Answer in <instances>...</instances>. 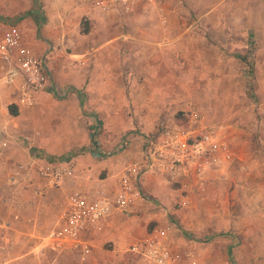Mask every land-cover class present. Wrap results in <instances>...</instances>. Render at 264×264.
I'll list each match as a JSON object with an SVG mask.
<instances>
[{
    "label": "rangeland",
    "instance_id": "obj_1",
    "mask_svg": "<svg viewBox=\"0 0 264 264\" xmlns=\"http://www.w3.org/2000/svg\"><path fill=\"white\" fill-rule=\"evenodd\" d=\"M78 1L0 0V33L14 21L27 42H46L35 52L48 56L55 89L43 92L33 107H19L18 116L3 112L0 126L11 129L12 141L22 142L29 155L65 158L76 152L98 160L96 149L122 150L127 138H135L139 122L131 120L133 105H109L107 98L129 99V66H140L134 64L137 36L156 34L154 56L146 64L154 67L152 73L156 68L157 78L165 71L184 93L180 104L167 105L168 116L146 122L155 123V132L142 134L140 149L147 134L158 137L163 127L187 126L183 113L196 108L219 128L231 158L202 172L192 165L176 171L158 163L145 173L138 188L149 210L123 213L120 219V225L134 224L143 234L95 242L93 250L107 261L98 262L143 264L128 250L130 244L164 227L172 251L191 255L197 264L217 259L264 264V0H108L104 10L95 0H82L100 12L95 21L86 15L88 7L77 11ZM60 13L65 20L56 24ZM88 25L89 33H83ZM68 87L82 90L84 101L76 91L57 95ZM138 161L140 156L127 166ZM94 229L104 234L103 228ZM48 230L40 225L14 243L12 234L7 244L0 239V255L11 264H78L74 253L46 245Z\"/></svg>",
    "mask_w": 264,
    "mask_h": 264
},
{
    "label": "built area",
    "instance_id": "obj_2",
    "mask_svg": "<svg viewBox=\"0 0 264 264\" xmlns=\"http://www.w3.org/2000/svg\"><path fill=\"white\" fill-rule=\"evenodd\" d=\"M154 1V0H152ZM101 9H107L108 0H95ZM24 32L17 23H11L0 36V60L3 83L16 87L18 107L30 108L37 102V94L51 88L47 68L48 56H37L24 43ZM187 126L163 127L159 136H143L140 161L123 170L118 191L113 197L93 196L82 191H72L60 220L44 236L46 245L59 252L74 253L78 264H99L93 258V244L87 235L99 227L115 212H131L142 199L138 188L142 176L153 170L158 163L178 171L192 165L202 172L207 165L231 158L225 143L219 140V128L207 122L199 109L186 110ZM77 162L73 155L65 158H50L33 155L27 163L16 164L14 179L32 187V198L43 197L49 188L60 187L67 178L76 175ZM18 220L20 216L14 213ZM12 220L0 214V230H13ZM167 229L156 227L147 236L130 244L128 250L152 264H197L191 255L184 257L173 252L166 242ZM7 244L8 237L2 235ZM1 241V242H2ZM5 246V244H3ZM0 264H11L0 260Z\"/></svg>",
    "mask_w": 264,
    "mask_h": 264
},
{
    "label": "crops",
    "instance_id": "obj_3",
    "mask_svg": "<svg viewBox=\"0 0 264 264\" xmlns=\"http://www.w3.org/2000/svg\"><path fill=\"white\" fill-rule=\"evenodd\" d=\"M75 6L77 11L81 10L82 12L84 11L85 7H88L89 11L86 15L94 21L100 16V12H98V10H92V8H89V5H85V2L82 0L76 2ZM64 20V13H60L58 18L55 20L56 22H54L56 24H60ZM11 23L15 22L13 21ZM11 23H9L4 28V32ZM21 30L24 32L25 36L24 43L31 47L37 56H43L38 55L35 51L40 50L41 52L46 42L38 39L33 43H29L26 40L25 31L23 29ZM3 33H0V36H2ZM137 37L139 40L137 42L139 49L134 54L136 57L134 64H140V66H129V69L132 73L129 75L131 81L129 86L130 97L128 100L123 98L121 95H119L118 98H107L108 101L111 100L109 105H133L134 113L131 117V120H136L139 122V130H137V132L140 133L138 134L136 132L134 139L127 138L124 144H122V147H124L122 150L114 149V151H111V148H108L110 151L106 152V148L102 147L105 150V152H102L94 148L96 150H94L92 153L99 156L100 159L98 160H95L96 158L94 159L92 154L80 155V153H73V156L77 162L76 175L72 178H67L60 187L49 188L43 197L34 199L31 196L32 187L30 185L27 186L25 183L20 181L19 178L14 179V172L16 170V164L27 163L31 160V155L33 156L40 154H35L32 151V154L29 155L30 150L27 147L25 148L22 145V142L15 143V141H12V136L10 135L12 130L9 129L5 124L0 126V214L3 216V218L12 220L14 227L13 230H3L4 234L2 235L4 237H8L10 234H12L11 239L13 243L15 242L14 240L18 238L19 234L20 239L24 237L23 239L26 240V236L31 234V230L35 229V227L37 228L40 225L44 227L49 226L50 229L53 225H55L60 220L61 214L67 204L68 195L72 191L78 190L89 193L93 196L113 197L118 191L120 177L123 170H125L127 164H129L130 161L137 160V158L141 155L140 141L142 134L148 133V131H150V133L155 132V123L151 124L146 122H155L158 120L160 114L162 115L163 113L168 116L166 109L169 103L173 102L180 104L178 101L181 100V95L184 93L182 87L177 86L176 83L172 81L171 76L163 70L160 72V77L157 78V76H155L157 73L156 68L152 73L151 69H154V67L146 64V60L150 59L151 56H154V50L152 48L154 42L152 41L157 40L158 36L156 34L152 35V33H148L147 31H142V33H140V35ZM131 57L132 55H130L128 59ZM141 62H143V65ZM1 65L2 62L0 67ZM47 68L49 72V63H47ZM148 73L150 74L149 77H155V79H150L147 76ZM142 77L144 79H142ZM2 78L3 75L0 76V111L2 112L0 115L5 116L6 111L9 112V105H17V89L16 87L4 84ZM50 86L51 88L47 90L54 91L55 89L51 79ZM64 89L65 90L62 91L56 90V93H58L57 95L64 96L65 94L70 93V91H76L78 98L82 102L84 101L85 94L82 92V90L69 87ZM43 92L46 91H41L37 94V101ZM122 113L127 116L125 112ZM95 117L96 116L94 114H91L90 116L91 119H94ZM93 160L95 163H93ZM148 185L151 186L150 184ZM169 209L171 212L175 211V209H172L171 207ZM147 210H149V205L144 201V199H141L137 202L132 211L127 213H140L142 215L143 212L147 213ZM14 213H18L20 216L18 220L14 218ZM127 216L128 215H125V217ZM123 217L124 215H122V213L115 212L110 218L99 224L98 228H103L104 234H100L98 236V234L95 233V229H91L89 232H87V235L90 236L93 246L95 242L97 243H95L96 245H100L105 239H122V241L124 239L130 241L131 239L138 237L140 234H143L142 231H140L139 228L134 224L125 226L120 225V219ZM125 222H128V220H125ZM2 235L0 233V238H2ZM104 257L103 255H99L96 250L93 252V258L97 262L100 259L104 261ZM141 259L144 261L143 264H149L146 262V259ZM0 260H6V257L4 255H0ZM210 261L211 258L208 259V262ZM34 263L40 264V262L37 261ZM14 264L16 263L14 262ZM214 264H220L219 260H214Z\"/></svg>",
    "mask_w": 264,
    "mask_h": 264
},
{
    "label": "trees",
    "instance_id": "obj_4",
    "mask_svg": "<svg viewBox=\"0 0 264 264\" xmlns=\"http://www.w3.org/2000/svg\"><path fill=\"white\" fill-rule=\"evenodd\" d=\"M90 29H91V27L88 25V26H87L86 28H84L82 31H83V33H89ZM8 110H9L10 114H12V115H14V116H17V115H19V113H20V109H19V107H18L17 105H15V104H11V105H9V106H8ZM184 113H185V112H184ZM184 113H183V116H184ZM184 120L187 122V118H186V116H184Z\"/></svg>",
    "mask_w": 264,
    "mask_h": 264
}]
</instances>
